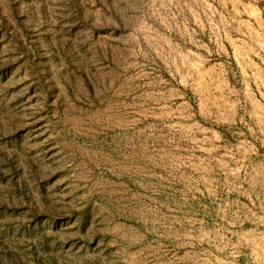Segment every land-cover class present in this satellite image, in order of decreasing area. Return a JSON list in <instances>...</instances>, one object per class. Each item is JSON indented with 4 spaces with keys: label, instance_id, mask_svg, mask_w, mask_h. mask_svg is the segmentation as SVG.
Wrapping results in <instances>:
<instances>
[{
    "label": "rangeland",
    "instance_id": "obj_1",
    "mask_svg": "<svg viewBox=\"0 0 264 264\" xmlns=\"http://www.w3.org/2000/svg\"><path fill=\"white\" fill-rule=\"evenodd\" d=\"M0 264H264V0H0Z\"/></svg>",
    "mask_w": 264,
    "mask_h": 264
}]
</instances>
